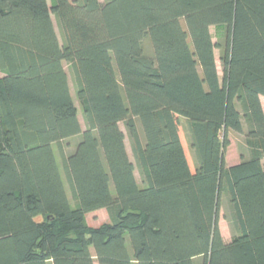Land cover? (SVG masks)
Here are the masks:
<instances>
[{"label":"trees","instance_id":"1","mask_svg":"<svg viewBox=\"0 0 264 264\" xmlns=\"http://www.w3.org/2000/svg\"><path fill=\"white\" fill-rule=\"evenodd\" d=\"M50 1L0 0V264H264V0Z\"/></svg>","mask_w":264,"mask_h":264},{"label":"rangeland","instance_id":"2","mask_svg":"<svg viewBox=\"0 0 264 264\" xmlns=\"http://www.w3.org/2000/svg\"><path fill=\"white\" fill-rule=\"evenodd\" d=\"M47 1L50 4L51 1L50 0H47ZM52 20H53V23L55 26V30H56L59 38H60V32L58 30V27L56 24V19H55L54 15H52ZM210 33H211L213 41L218 40L223 34L222 27L212 26V27H210ZM143 51L146 55L152 56L151 44L148 41V39H145L143 41ZM215 59H216L217 67H218V73H219V76L221 77L222 72H221V67H220V62H219V50L218 49H215ZM63 66H64V69L67 73L72 98H73L75 105L77 107V110H78L79 121L81 123L82 128H84V121L82 118L81 108H80V105H79L78 100L76 98L75 87L73 84V79H72V74H71L69 64L67 62H63ZM181 122L184 126V130L186 131L188 121L185 118H181ZM136 123H137V128L140 132L139 133L140 138L143 140V135L141 133L140 125H139L137 119H136ZM119 126L123 130V132L126 134L123 123H120ZM228 137H229L230 144L225 151V165L226 166L229 164L231 165V164L238 162L241 158L240 154L243 152L245 154L247 152L246 146L244 144V137L242 134L231 132L228 135ZM78 138H79V136L71 137V138L62 142V145L64 147L66 154L70 153L74 149V146H75L76 142L78 141ZM125 144H126V149H127V153L129 155V158L131 159L132 162H134L135 161L134 155H133V152L131 149V144H130V141H129L127 135L125 137ZM53 149L55 152L56 159H57L58 163H60V159H59V156L57 153V147L55 144H53ZM135 175H136L137 181L140 183V174H139V171L137 168L135 170ZM111 191L114 193V190L112 187H111ZM223 198H225V197H223ZM223 198L221 201V208H220V213H219L218 225H219L221 236L224 237L225 239H230L232 237V235H234V226L227 217L229 211H228L225 199H223ZM85 217H86L85 218L86 223L89 226H98L104 222L109 221V218H108V215H107V212L105 209H99V210L87 213V215ZM127 245L129 246L128 241H127Z\"/></svg>","mask_w":264,"mask_h":264},{"label":"crops","instance_id":"3","mask_svg":"<svg viewBox=\"0 0 264 264\" xmlns=\"http://www.w3.org/2000/svg\"><path fill=\"white\" fill-rule=\"evenodd\" d=\"M260 101H261V105H262V108H263V110H264V96H260ZM230 165V164H229ZM229 165H227V166H229ZM223 238V240L225 241V242H227V241H229L230 239H225L224 237H222Z\"/></svg>","mask_w":264,"mask_h":264}]
</instances>
